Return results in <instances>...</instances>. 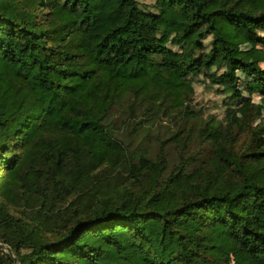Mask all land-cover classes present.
Returning a JSON list of instances; mask_svg holds the SVG:
<instances>
[{"label":"trees","instance_id":"obj_1","mask_svg":"<svg viewBox=\"0 0 264 264\" xmlns=\"http://www.w3.org/2000/svg\"><path fill=\"white\" fill-rule=\"evenodd\" d=\"M261 30L264 0H0V264H264V121L240 149L192 123L179 153L207 154L172 166L132 145L200 74L229 106L236 70L264 95L238 55Z\"/></svg>","mask_w":264,"mask_h":264},{"label":"rangeland","instance_id":"obj_2","mask_svg":"<svg viewBox=\"0 0 264 264\" xmlns=\"http://www.w3.org/2000/svg\"><path fill=\"white\" fill-rule=\"evenodd\" d=\"M139 1L144 5L151 2V0ZM259 33L264 36V30L259 31ZM209 41V38L206 39L205 45L209 44ZM238 55L247 61H257L264 68V46L241 39ZM236 74L239 76L238 85L242 94L241 103L229 106L231 101L220 93L216 85L210 83L205 74H200L192 78L193 94L188 103L187 111L184 114L162 116L155 123L146 127L138 136L132 138L133 147L138 144L147 147L154 158L156 153L162 150L168 159L169 166L183 163L188 151L195 153V161L200 160L207 154V146L199 147L197 142H194L184 148L183 150H186V152L181 154L179 148L183 146L184 142L187 143L185 135L192 123H194L193 128H197L207 120L215 119L222 122L223 125H227L229 122L240 126V128L232 126L230 129L232 130L231 138L235 141V147L237 149L242 148L250 136L249 126L264 121V95L255 89L257 85L256 78L247 75L243 70H236ZM232 114L238 118L237 122L229 121V115ZM243 120L245 123L241 125ZM175 131H178V134L173 136ZM128 139H131V137H128ZM217 235H220L219 230L212 231L211 234L209 233V240H216L219 244L228 245L226 240L218 238ZM232 264H248V262L242 256L234 255Z\"/></svg>","mask_w":264,"mask_h":264},{"label":"water","instance_id":"obj_3","mask_svg":"<svg viewBox=\"0 0 264 264\" xmlns=\"http://www.w3.org/2000/svg\"><path fill=\"white\" fill-rule=\"evenodd\" d=\"M0 249H3L5 251H7L9 254H11V250L10 248L6 247L4 244L0 243ZM13 260L16 262V259L13 258Z\"/></svg>","mask_w":264,"mask_h":264}]
</instances>
